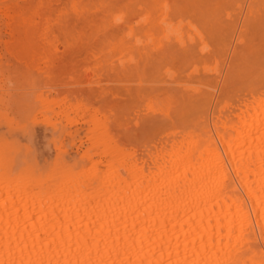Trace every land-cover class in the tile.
Here are the masks:
<instances>
[{"label": "bare ground", "instance_id": "obj_1", "mask_svg": "<svg viewBox=\"0 0 264 264\" xmlns=\"http://www.w3.org/2000/svg\"><path fill=\"white\" fill-rule=\"evenodd\" d=\"M60 45L125 52L135 103L97 108L73 163L0 138V264H264V0H0V56Z\"/></svg>", "mask_w": 264, "mask_h": 264}, {"label": "rangeland", "instance_id": "obj_2", "mask_svg": "<svg viewBox=\"0 0 264 264\" xmlns=\"http://www.w3.org/2000/svg\"><path fill=\"white\" fill-rule=\"evenodd\" d=\"M60 46L58 51H48V54L43 53V55L37 53L38 55L34 54V57L19 58V56L7 53L6 50H2L0 56L1 62L4 63L3 77L10 73L14 74L17 80L30 79L34 85L33 92H43L58 100L53 104L54 113L48 121L47 115L42 113L46 110V104L38 112L33 113L35 102L26 101L24 106V102L22 103L19 99H9L4 94L9 99L10 108L0 114V138L14 144L16 149L21 150L18 155L35 165L38 170L54 166L60 153L57 148L58 143L62 145L63 153L60 154L65 161L73 163L75 158H77L76 161L81 160L84 150L93 146L90 141L93 133L90 131L88 134V131L94 128V114L97 111L100 114L99 110L101 113L106 112L107 107L112 103L119 105L125 103L126 107L127 104L130 106L135 103L130 95V91L131 93L135 91V77L126 76L119 70L120 59L124 57L125 52L117 53L113 58L106 53V45L93 49L86 47L88 51L85 48L75 49L76 51L74 49L65 50L63 45ZM101 63H105L104 66ZM116 63H118L117 67ZM35 65H43V67L49 65L52 74L38 73ZM31 70L34 71L30 72ZM64 102L65 104H62ZM77 102L79 107H73L71 110L67 107L64 109L60 107V104L69 106ZM99 107L100 109L96 111ZM11 118H14L16 122L11 121ZM127 122L125 127H133V121L130 122L127 118L125 123ZM100 150V146L95 149L97 153ZM85 162L89 164L87 158Z\"/></svg>", "mask_w": 264, "mask_h": 264}, {"label": "clouds", "instance_id": "obj_3", "mask_svg": "<svg viewBox=\"0 0 264 264\" xmlns=\"http://www.w3.org/2000/svg\"><path fill=\"white\" fill-rule=\"evenodd\" d=\"M0 93L5 94L9 99H19L21 102L31 100L35 102L38 93L33 92V84L30 79L17 80L14 74H5Z\"/></svg>", "mask_w": 264, "mask_h": 264}]
</instances>
